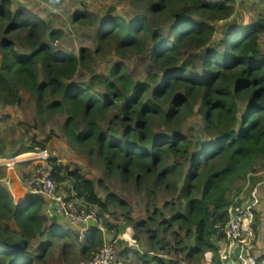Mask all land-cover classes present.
Listing matches in <instances>:
<instances>
[{"label": "trees", "instance_id": "16d2710c", "mask_svg": "<svg viewBox=\"0 0 264 264\" xmlns=\"http://www.w3.org/2000/svg\"><path fill=\"white\" fill-rule=\"evenodd\" d=\"M62 1L48 0L51 5ZM132 1L144 13L131 21L115 15L100 23V49L115 45L123 56H140L151 46L156 70L149 74L150 81H136L119 63L107 80L100 81L105 87L101 94L73 80L81 66L89 67L91 51L57 52L54 42L64 37L63 29L51 28L27 8L13 10L12 0H0V103L20 104L25 91L36 99L44 121L49 115L66 113L63 131L71 145L92 159L100 158L108 174L134 180L139 189L151 184L156 192L172 195L164 210L153 206L148 222L135 225L146 228L153 249H164L170 236L176 249L188 257L202 259L212 252L222 263L215 226L228 222L230 195L237 193L239 183L264 164V51L260 45L264 18L235 25L219 34V44L207 48L218 33V23L235 14V0ZM73 19L78 26L99 22L86 10ZM20 38L29 54L17 50ZM116 109L119 113L108 127L103 126ZM195 113L203 119L207 141L182 132L184 120ZM157 124L168 127L170 133L159 135L154 129ZM53 166V177L61 183L64 178L55 160ZM69 180L78 197L107 213L120 208L131 219L130 202L116 194L104 201L94 182L78 169ZM44 206V199L35 195L16 204L0 184V264H34L33 242L49 227L43 219ZM11 222L19 230L11 228ZM52 239H58L55 232ZM186 239L194 245H187ZM76 245L74 241L73 248ZM102 245L100 231L93 228L80 245L82 255L90 258ZM54 248L53 240L44 243L38 259L47 258ZM69 248L63 244L67 255ZM138 257L167 264L158 256Z\"/></svg>", "mask_w": 264, "mask_h": 264}, {"label": "rangeland", "instance_id": "374dc122", "mask_svg": "<svg viewBox=\"0 0 264 264\" xmlns=\"http://www.w3.org/2000/svg\"><path fill=\"white\" fill-rule=\"evenodd\" d=\"M12 3L13 10L16 11L22 7L27 8L45 19L51 28L63 29L65 31L64 37L54 42L57 52L79 55L82 49L91 51L93 59L89 62V67L81 66L73 79L77 84L92 86L95 92L102 94L105 93V87L101 85L100 81L107 80L110 77L112 68L119 63L126 65L128 73L136 81H150L149 74L156 70L151 64V46L144 55L140 56H123L116 51L115 45L104 46L102 50L100 49V41L97 38L100 23L115 15L122 16L126 20L131 21L144 13V8L136 6L132 0H63L61 4L57 5L49 4L48 0H12ZM84 10L92 13L98 19L97 25L78 26L75 24L74 15L78 11ZM260 18H264V0H235V14L228 20L218 23V33L207 48L213 47L216 43L219 44L221 40L220 35L222 36V33H226V30L232 29L235 25L244 26L248 24L247 22H255ZM164 28L165 33H168L169 27L166 26ZM224 28L225 31L223 30ZM16 42V48L19 52L30 53V49L26 47L23 38L18 39ZM260 42L261 49L264 51V34H262ZM218 48L222 50L223 46L220 44ZM1 59L2 56L0 55V61ZM194 71L196 70L194 69ZM39 73L40 79L44 80L45 75L41 68H39ZM21 94L23 100L20 104L10 106L0 103L1 153L6 148L5 158L1 161L10 159L13 163L14 157L18 155L44 150L39 147L43 145L45 150L50 151L54 158L53 160L60 167V176L65 181L63 180L59 183L61 191L64 194L72 195V182H70L69 178L71 172L78 169L87 179L94 182L98 195L104 201H107L109 194H116L130 202L131 219H128L120 208H111L110 213L105 212L115 229L124 223L129 225L133 232V237L130 240L133 241L134 245H127V241H121L118 245V249H121L122 245L125 244V246L130 248L126 256L128 264H157L153 261L144 262L139 259L138 255H145L150 260L158 256L163 258L167 264H223L216 260L215 254L212 252H207L202 259L188 257L187 252H181L176 249L175 241L170 236L165 238L164 249H153L146 228L143 226L137 228L135 225L142 221L148 222L153 212V206H158L164 210V203L167 200H171L172 195L163 190L156 192L151 184H147L142 189H139L134 180H125L119 173L114 175L108 174L106 166L100 158L92 159L86 152L71 145L63 131V125L68 118L66 113L59 112L49 115V117L47 116V120L44 121L39 115L36 99L25 91H21ZM242 105L243 103H241ZM118 113L117 109L110 112L108 120L103 123V126L108 127L109 122ZM154 129L159 135L170 133V129L164 125L157 124L154 126ZM203 130V119L201 115H196V113L188 116L182 123V132L195 138L197 141L200 139L203 141L208 140V136H206ZM0 167L5 168L6 164L5 167L4 164L0 165ZM28 169L29 165L17 164L13 171H9L7 168V176L11 178V181L18 177L20 182L23 183V174ZM259 171L263 173L259 177L255 176V173L250 174L239 183V185L244 184V193L239 192L238 187L237 193L233 192L230 195L233 202H245V196L248 195L251 189L256 191L262 190L264 193V164H260L256 173ZM10 172L11 174H9ZM149 192H153L154 195H151ZM21 196L25 198L27 196L26 192H20L17 197ZM165 213L168 217L167 211ZM44 218L50 220L43 212ZM51 222L53 223H50V221L46 222L49 225L45 229L46 232L33 242L31 252L34 254V264H81L84 259H87L82 255L80 245H76L73 248V243L76 240L74 228L62 220H51ZM259 223L260 220L257 221L253 214L249 232H251L250 242L254 246H257L261 241L259 235L262 234L263 236L264 234L263 229L259 230ZM52 224H56L54 230V227H51ZM10 226L13 229L19 230V227L13 222L10 223ZM156 227L157 225L153 226V228ZM53 232L56 233L57 240L52 239ZM50 240H53L55 248L47 258L38 259L40 248ZM185 241L187 245H194L193 240L186 239ZM63 244L71 246L68 255L65 249H63ZM219 248L221 250V246ZM224 250L222 253L225 255L224 261L227 264H242L235 257L232 248L230 250L228 248V251L227 248ZM227 252H230L229 255L232 257L226 259ZM252 253L254 251H250L248 255L251 262L253 260L251 259ZM257 257H259V254H255L254 258L256 259Z\"/></svg>", "mask_w": 264, "mask_h": 264}, {"label": "built area", "instance_id": "2783aa9c", "mask_svg": "<svg viewBox=\"0 0 264 264\" xmlns=\"http://www.w3.org/2000/svg\"><path fill=\"white\" fill-rule=\"evenodd\" d=\"M26 155L24 159L7 163L9 171L15 170L17 164L29 165L27 172L23 174L24 182L22 187L27 196H40L45 201L43 209L44 215L50 220L62 219L70 224L75 230L77 242L84 244L91 229L96 228L103 237V245L92 254L90 258L84 259L81 264H125V259L121 256L118 244L121 238L116 234V229L110 222L106 213L99 205H93L84 198L76 195L75 191L71 196L61 191L60 183L53 177L54 166L53 156L49 150L24 153L16 158ZM250 184V183H249ZM73 189V187H72ZM229 220L226 224L218 223L216 239L221 246L220 257L223 264H227L224 259L223 250L232 248L234 255L242 264H257V260L264 259V253H258L259 257L252 262L245 253L246 248L251 244L250 224L253 219V206L247 202L235 201L229 207ZM95 223V227L89 225ZM259 230H264V223L260 221ZM261 228V229H260ZM225 252V250H224ZM227 252L226 259L232 257Z\"/></svg>", "mask_w": 264, "mask_h": 264}, {"label": "crops", "instance_id": "0c3cea01", "mask_svg": "<svg viewBox=\"0 0 264 264\" xmlns=\"http://www.w3.org/2000/svg\"><path fill=\"white\" fill-rule=\"evenodd\" d=\"M247 23L251 24L253 22H247ZM261 37H262V35H261ZM5 150H6V148H5ZM5 150L3 151V153H1V149H0V161L5 158L4 157L5 153H6ZM10 152H12V151H10ZM4 167H5V164H4ZM259 167H260V165L257 168L259 169ZM9 174H11V172ZM255 174H256L255 176L259 177L263 173L259 171ZM255 176H253V177H255ZM256 179H258V178H256ZM0 184L2 186L6 187L11 192V195L13 196L16 204L20 203L22 200H24L27 197L26 196L25 198H22L24 195L19 197V198L17 197V196H19L20 192H22V191L25 192V190L23 189L22 183L20 182L18 177L14 178L13 181H11V178L7 176V168L6 167L5 168L0 167ZM244 189H245L244 184L243 185L240 184L239 185L240 192L244 193ZM245 197H246L245 202H247V204H250L254 207L253 208V214L255 215V218L257 219V221L260 220V221H262V223H264V193H263V191L262 190L256 191L254 189H251L249 191L248 195ZM44 220H45V222L50 221V223H53V222H51V220H47L45 218H44ZM57 220H62V219H56V220H52V221H57ZM62 221H64V220H62ZM55 225L52 224L51 227H55ZM132 233L133 232H132L130 226L127 224L123 223V224L117 226L116 234L121 238L120 242L121 241H127L126 242L127 245H130V244L134 245L133 241L130 240V238L133 237ZM259 238L261 239L260 243L257 246H254L253 243L251 242V244L246 248L245 253L249 254L250 251H254L255 254L264 253V234H263V236H262V234H260ZM75 241L77 242V240H75ZM77 244L80 245L78 242H77ZM125 245H122L121 249L120 248L119 249L121 252V256L126 260V256L129 253L130 248L128 246H125ZM254 253H252L251 259H255ZM256 262H257V264H264V259L261 261L258 259Z\"/></svg>", "mask_w": 264, "mask_h": 264}, {"label": "bare ground", "instance_id": "6f19581e", "mask_svg": "<svg viewBox=\"0 0 264 264\" xmlns=\"http://www.w3.org/2000/svg\"><path fill=\"white\" fill-rule=\"evenodd\" d=\"M25 156H26V155H23V156L18 157V158L14 157V159H15L14 162H17V161H20V160L24 159ZM14 162H13V163H14ZM7 163H9V164H11V165L13 164L12 161H11L10 159H8L7 161H6V160H4V161H0V165H2V164H7Z\"/></svg>", "mask_w": 264, "mask_h": 264}, {"label": "water", "instance_id": "95a60500", "mask_svg": "<svg viewBox=\"0 0 264 264\" xmlns=\"http://www.w3.org/2000/svg\"><path fill=\"white\" fill-rule=\"evenodd\" d=\"M89 225H90L91 227H95V223H94V222H90ZM45 232H46V230H44V231L42 232V234H44Z\"/></svg>", "mask_w": 264, "mask_h": 264}]
</instances>
